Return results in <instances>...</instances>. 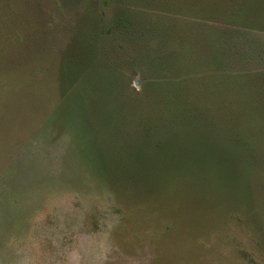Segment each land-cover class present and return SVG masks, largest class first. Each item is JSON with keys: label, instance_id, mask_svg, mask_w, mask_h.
Segmentation results:
<instances>
[{"label": "rangeland", "instance_id": "1", "mask_svg": "<svg viewBox=\"0 0 264 264\" xmlns=\"http://www.w3.org/2000/svg\"><path fill=\"white\" fill-rule=\"evenodd\" d=\"M178 1L0 0V264H264V0ZM224 74L263 104L246 150L212 129Z\"/></svg>", "mask_w": 264, "mask_h": 264}, {"label": "trees", "instance_id": "2", "mask_svg": "<svg viewBox=\"0 0 264 264\" xmlns=\"http://www.w3.org/2000/svg\"><path fill=\"white\" fill-rule=\"evenodd\" d=\"M193 2H196V1H193ZM210 3L213 5L212 2H210ZM197 4H198L197 2L188 4V2L186 0L178 1V2H172V3L168 2V11L174 10L175 12L183 13L187 10L192 9L194 12H196L198 6L195 7V9H194V6ZM211 4H209L211 6V8H209L208 11H211L213 9V13H214V7H212ZM173 27L174 26H172V28H170V29H173L176 33V29ZM196 30L199 31V33H200V35H199V33L197 32L196 40L198 39V43H202V42L204 43V46L206 47L205 50L207 52L206 57L208 60L211 59V63H212L213 68L218 69L219 67H221L222 69H225V67H228V69H231V66L235 63V60L233 58H235V56H236V55H234V51L232 50V48H233V46H232L233 45L232 35L234 34V32L232 30H229V31L226 30L223 32L224 34L220 33L219 36H217L218 39H216V37L213 38L212 35L210 34V32H208V34L205 35V38L202 39L201 38L202 30L199 27H198V29L196 28ZM206 30L207 31H211V30L214 31L213 28L210 29L208 26L206 27ZM206 30H205V32H206ZM168 32L171 33V31H169V30H168ZM176 37L178 38L177 33H176ZM186 39H188V40H186ZM180 40L183 42H188V41H191L192 38L181 37ZM196 40H195V42H196ZM227 44H228V50H227V48L223 49V45H227ZM214 45L216 48H214ZM217 49L219 52H217ZM225 52L228 53L227 57L225 56L226 55ZM177 54H178V52L174 53V55H172L170 57V58L174 57L172 59V60H174V63H177L180 59V57H178ZM243 60L244 59L242 58V55L239 51L237 61L239 63V61H243ZM80 67L78 68V70L80 69V73L76 74L75 78H73V77H72L73 79L70 78V80L72 81V86L78 85L77 90H82V95L84 96V98L86 99V102H87L88 101V97L86 95L87 89H86L85 85H83V82H81V81L83 78H87V77L89 78L90 77L91 73L89 72L90 71L89 69H91V65H89L87 62L86 64H84L82 70ZM219 71H224V73H226V70H219ZM175 72H177V71H174L173 73L176 74ZM187 74H189V72ZM225 75L226 74H224L222 76V80H221L222 83L227 82L226 87H224V86L221 87V89L224 93L220 94V95L217 94L215 96V99L217 100V98H219V102H216L213 99V102H212L213 105L211 104L214 108H217L220 111L219 115H214V114L212 115V125H213L212 129L219 130V131L221 130L224 133L225 137L230 139L229 140L230 142H236L237 144H240V146L242 145L241 146L242 149L246 150V149H248V147L253 145V141H254L251 138V136H252L251 134H250V138L248 137V133L251 132L254 137H257V134H258V128L257 129L250 128V123H251L250 117H251V115H256V116L262 115L263 111H262V109H259V108L263 104H261V99L259 98V96L255 97V95H254V97H252V99H251L248 95L243 93V91L253 90L252 89L253 88V82L251 81V79L245 78L242 75L238 76V78H235V79L230 77V75H227L226 77H225ZM77 82L79 84H76ZM236 87H238V88H236ZM244 87H246V89ZM234 88H235V90L240 92L235 97H233L231 94V92L233 91ZM106 90H107V87H106ZM76 92H79V91H76ZM215 92L216 91H214V95H215ZM203 97L205 98L206 96L205 95L199 96V101H203ZM86 102H85V105L87 107ZM196 107H197V105H196ZM253 111H255V112H253ZM252 113H254V114H252ZM217 116H219L220 123H218V121H217ZM153 123L159 124L160 121L159 120L154 121ZM154 126L155 125H152V127H154ZM232 127L237 128V130L233 131L231 133L232 134V136H231L230 131H232V129H233ZM216 135L218 137L219 132Z\"/></svg>", "mask_w": 264, "mask_h": 264}, {"label": "water", "instance_id": "3", "mask_svg": "<svg viewBox=\"0 0 264 264\" xmlns=\"http://www.w3.org/2000/svg\"><path fill=\"white\" fill-rule=\"evenodd\" d=\"M135 85H139V83L138 82H135Z\"/></svg>", "mask_w": 264, "mask_h": 264}]
</instances>
